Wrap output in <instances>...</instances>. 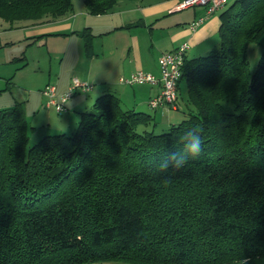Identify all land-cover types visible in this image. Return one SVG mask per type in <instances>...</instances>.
Returning <instances> with one entry per match:
<instances>
[{
  "label": "trees",
  "instance_id": "16d2710c",
  "mask_svg": "<svg viewBox=\"0 0 264 264\" xmlns=\"http://www.w3.org/2000/svg\"><path fill=\"white\" fill-rule=\"evenodd\" d=\"M118 1L84 4L98 15ZM73 8V0H0V18L54 20ZM220 10V44L186 56L178 90L184 79L187 117L167 131L155 132L156 116L124 108L111 90L80 112L71 133L33 145L26 103L0 108V264H234L242 256L264 264V47L253 73L248 59L264 33V0ZM78 33L91 56L95 35ZM191 128L201 130L200 156L161 171Z\"/></svg>",
  "mask_w": 264,
  "mask_h": 264
},
{
  "label": "crops",
  "instance_id": "0c3cea01",
  "mask_svg": "<svg viewBox=\"0 0 264 264\" xmlns=\"http://www.w3.org/2000/svg\"><path fill=\"white\" fill-rule=\"evenodd\" d=\"M205 11L206 7L203 5L182 7L181 0H119L110 12L104 14H90L84 4V7L78 9V12L71 11L58 19H44L38 22L23 20L13 22L12 24L10 23L9 26L13 30L22 31L25 37L31 38L33 41H39L41 44L47 43L48 36L56 37L58 35L71 36L72 34H78L81 37L78 32L86 27L91 29L95 37L102 34H109L110 45L105 48L106 50H96L93 48L92 55L86 56L90 58L96 56V61L99 56L110 54V67L107 68V71L110 70L111 84L113 79L129 76L138 69H143L156 76H160V55L165 51L175 49L186 41L190 43L187 53L188 57H190L189 51L194 53L211 51L215 46V40L217 42V35L221 25L219 16L221 10L207 18L198 28L193 30L190 27V24L198 17L204 15ZM96 23L99 24V32L97 33L94 32ZM212 38L215 39L214 42H211L210 39ZM69 51L71 52L70 47L64 49L66 54ZM195 56L193 55V57ZM60 70V74L54 79L51 76L48 77L41 89L22 88L20 100L14 99L13 101H24L26 104L35 101L34 107L36 108H34L33 112H42L43 103L47 101V95L42 91L47 84L53 83L56 85L57 94L60 95L67 91L73 78L78 77L76 75L78 70L76 65L75 67L67 69L61 68ZM86 75L87 80L91 78L100 81L107 80V78L100 76V74H96L92 65L87 67ZM9 78L11 79L12 77ZM98 87V91L104 93V86ZM94 89L97 88L92 87L91 90ZM160 90V83L155 84L151 88L148 103ZM132 91L128 92L127 89L123 88L121 92L117 91V94L124 98L132 93L133 100L135 101L134 108L136 109L142 101L140 98L141 95L137 89H133ZM46 106L48 108L54 107L48 106L47 102ZM66 107H68L67 113L69 117L66 121H62L57 129L68 132L76 127L80 118V112H82L81 109L85 107V102L82 104L81 98L74 97L73 94L66 101ZM70 108L74 110L78 109V111L76 110L73 114L69 112ZM43 112H45V118L50 127V120L53 117L55 119L54 112L51 110Z\"/></svg>",
  "mask_w": 264,
  "mask_h": 264
},
{
  "label": "rangeland",
  "instance_id": "374dc122",
  "mask_svg": "<svg viewBox=\"0 0 264 264\" xmlns=\"http://www.w3.org/2000/svg\"><path fill=\"white\" fill-rule=\"evenodd\" d=\"M73 2V12H78V9H82L84 7V0H73ZM9 25L10 22L0 18V108L12 106V104L15 103L13 101L14 99L20 100L19 98L22 88L41 89L48 77L51 76L54 79L60 74L61 68L67 69L70 67H75L76 65V67H78L76 75L79 77V79L82 82H87L92 87L97 88L94 90L90 89L91 91H89L80 87L75 92L74 97H80L82 104L85 102V107L81 109V111L91 110L93 108V104L95 103L97 97L102 94V91H98V86L103 85V88L106 92L111 90L118 93L117 91L121 92L123 88L127 89L128 92L132 91L133 89H137L140 92V98L142 101L136 110L148 112L156 116V125L154 126L155 132L159 133L167 131L173 124H178L187 117V85L184 79H182L180 82L181 87L177 100L179 105L178 108L163 106L159 108H152L148 103V96L150 94L151 88H153L155 84L148 82L127 84L121 82L120 78L113 79L112 83L110 84V70L107 71V68L110 67V54H103L99 56L96 61V56L92 58L86 56L84 40L78 34H72L71 36H48L49 38L47 43L41 44L39 41H33L31 38L25 37L22 31L11 29ZM98 26L99 24L96 23L94 27V32L96 33L99 32ZM215 39L212 38L210 40L211 42H214ZM214 44V48L219 46V35H217V42L215 40ZM109 45V34H102L94 38V49L96 50H103ZM67 47H70L71 49V52L69 51L70 54L69 52L68 54L64 52V49ZM263 47L264 33L261 36L260 41L251 44L248 50L249 69L251 73H253L257 68ZM207 53L208 52L194 53L189 51V56L193 57V55H206ZM89 65L94 67L96 74H100V76L107 78V80L100 81L93 78L87 80L86 69ZM9 77L12 78L10 79ZM120 98L124 108H134L135 101L133 100L132 93L128 94L124 98ZM46 102L43 103V109L40 113L33 112L34 108H36L34 107L35 101L26 104L27 119L30 125V145L37 143L45 135L60 133L61 130L57 129L58 125H60L62 121H66L69 117V114L67 113L68 107L65 111L58 112L54 107L48 108L46 106ZM48 110L53 111V115L55 116V119L53 117L50 120V127L48 125L47 119L45 118V112H43ZM76 110L78 111V109L74 110L70 108L69 112L74 114ZM32 126H35V128ZM152 126L153 124H151L148 128L151 129ZM74 129L69 130L68 133H71ZM99 264L137 263H133L124 259H117L104 261L103 263Z\"/></svg>",
  "mask_w": 264,
  "mask_h": 264
},
{
  "label": "built area",
  "instance_id": "2783aa9c",
  "mask_svg": "<svg viewBox=\"0 0 264 264\" xmlns=\"http://www.w3.org/2000/svg\"><path fill=\"white\" fill-rule=\"evenodd\" d=\"M230 0H182V7H190L195 5H203L206 7L205 14L194 20L190 27L194 30L198 28L208 17L222 9ZM190 43L188 41L181 43L173 50L163 52L159 57L160 76L138 69L129 76H123L120 81L127 84L148 82L151 84H161L160 92L149 100L152 108L172 107L177 108L178 100V84L182 77L183 65L187 56ZM82 87L90 89L92 86L87 82H82L75 77L72 84L66 92L59 95L54 84H48L43 93L48 96L47 105L54 106L57 111L63 112L67 109L66 101L74 94V92Z\"/></svg>",
  "mask_w": 264,
  "mask_h": 264
},
{
  "label": "clouds",
  "instance_id": "9594fccd",
  "mask_svg": "<svg viewBox=\"0 0 264 264\" xmlns=\"http://www.w3.org/2000/svg\"><path fill=\"white\" fill-rule=\"evenodd\" d=\"M182 147L177 151L168 154L161 160L159 168L161 171L183 170L190 161L197 159L202 152L203 140L201 130L191 128L184 132L180 138ZM234 264H250L249 258L242 256L238 258Z\"/></svg>",
  "mask_w": 264,
  "mask_h": 264
}]
</instances>
